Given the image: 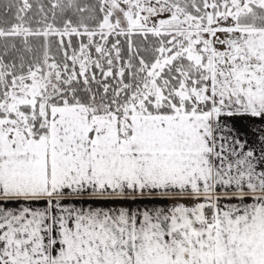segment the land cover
Masks as SVG:
<instances>
[{
  "label": "snow or ice",
  "instance_id": "obj_1",
  "mask_svg": "<svg viewBox=\"0 0 264 264\" xmlns=\"http://www.w3.org/2000/svg\"><path fill=\"white\" fill-rule=\"evenodd\" d=\"M0 264H264V0H0Z\"/></svg>",
  "mask_w": 264,
  "mask_h": 264
},
{
  "label": "crops",
  "instance_id": "obj_2",
  "mask_svg": "<svg viewBox=\"0 0 264 264\" xmlns=\"http://www.w3.org/2000/svg\"><path fill=\"white\" fill-rule=\"evenodd\" d=\"M234 123H235V125H236L237 127H243V126L245 125V122H244L243 120H239V119L235 120ZM117 203H118V202H117ZM158 203L163 204V205H167V204H169L170 202H169V201H160V202H158ZM106 206H115V205L108 204V205H106ZM126 206H128V207H133L134 205H130V204H129V205H126Z\"/></svg>",
  "mask_w": 264,
  "mask_h": 264
},
{
  "label": "trees",
  "instance_id": "obj_3",
  "mask_svg": "<svg viewBox=\"0 0 264 264\" xmlns=\"http://www.w3.org/2000/svg\"><path fill=\"white\" fill-rule=\"evenodd\" d=\"M45 2H46V0H45Z\"/></svg>",
  "mask_w": 264,
  "mask_h": 264
}]
</instances>
